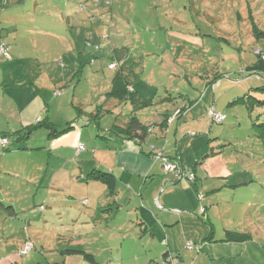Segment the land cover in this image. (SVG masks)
Segmentation results:
<instances>
[{
	"label": "rangeland",
	"instance_id": "1",
	"mask_svg": "<svg viewBox=\"0 0 264 264\" xmlns=\"http://www.w3.org/2000/svg\"><path fill=\"white\" fill-rule=\"evenodd\" d=\"M110 1L107 5L104 0L97 4L92 0H0V45L11 57L0 53V129L21 128L46 115L51 119L52 99L57 96L62 101V121L78 116L79 108L71 104L74 97L83 103L82 111H92L117 72L109 64L119 59L129 82L143 85L137 86L139 95L155 96L158 102L168 92L186 93L196 100L192 111L196 121L187 119L179 126L177 141L183 140L182 151L212 138L219 159L264 183V142L254 134L264 138L260 130L264 123V0ZM66 64L70 70L57 84L62 73L59 66ZM213 66L220 73L214 83L217 90L229 86L227 94L240 97L248 92L250 109L241 103L227 105L226 98L217 91L214 97L211 89L209 105L200 103L204 88H211V78L204 75ZM19 101L39 118L16 114ZM216 101V111L226 116L222 124L212 123L208 113L206 119L204 109L215 108ZM130 109L126 103L115 113L121 112L120 119L129 121ZM106 122L103 115L100 123ZM84 128L93 135L101 131L93 122ZM49 133L42 125L26 141L10 139L9 150L0 148V200L15 208L13 213L0 206V264H92L79 254L65 252L81 249L80 242H98L85 246L97 249L98 263L107 258L113 263L128 253L119 242H157L146 235L133 238L130 222L114 228V221L135 218L130 210L106 216L108 224L82 223L88 207L82 204L85 195L78 194V184L62 177L65 170L51 181L66 149L59 153L61 148L51 145ZM92 151L85 147L73 160L90 161ZM169 162L174 165L173 159ZM25 242L33 247L20 255Z\"/></svg>",
	"mask_w": 264,
	"mask_h": 264
},
{
	"label": "crops",
	"instance_id": "2",
	"mask_svg": "<svg viewBox=\"0 0 264 264\" xmlns=\"http://www.w3.org/2000/svg\"><path fill=\"white\" fill-rule=\"evenodd\" d=\"M69 19L68 16L67 20ZM9 48L11 50L13 46ZM124 66L125 64L120 61L116 67L127 86V96L106 102L103 113L98 118V125L96 124L101 131H96V135L91 134L84 127L88 126L89 114L95 112L96 108L103 103L106 92L102 95V103L95 104L90 112L82 111L83 103L74 97L71 104L79 108L80 112L73 120L66 117L64 119L66 124L60 118L64 116V112L61 111L62 101L58 100L57 96L52 99L55 104L54 116L51 115V119H48L47 115L45 117L59 129L67 124L72 126L71 129L51 137V145L61 148L59 153L64 154L62 149H66L62 164L60 160V165L53 168L51 181L55 179L57 173L65 170L62 177L65 180V177H68L71 184L73 182L78 184L80 189L78 194L85 195L83 199L87 200L86 207H88L84 213L86 221L82 223L89 224L91 221L94 225L107 223L106 216H120L124 211L130 210L135 218L114 221V228L119 229L131 223L133 238H142L146 235L149 240L157 241L119 242L120 249L125 248L128 253L120 260L115 259L113 263L108 262L110 258H107L98 264H161L167 252L178 253L180 264H264V225L262 224L264 183H261L254 175H243L245 170L241 173L233 169L232 162L227 163L219 159L217 154L220 151L214 148L212 138L207 142L203 141L198 147L191 144L188 149L182 151L183 140L179 143L177 141L179 126L185 124L187 119L196 121L192 113L196 100L181 116H176L163 125L165 118L171 115L176 107L190 99L186 93L182 97L181 93H166V90H164L166 95L157 98L158 102L153 99L155 96L150 99L139 95L137 86L143 88V85L129 82V75L124 74ZM59 67L62 73L59 74L57 84H61L70 70L67 64L63 66L64 68ZM211 68L205 74L210 73ZM140 82L142 81H138ZM228 87L223 86L218 90L216 86H213V89L205 87L200 103H204L205 107L209 105V89H211L214 97L216 91L219 92L220 97L224 96L228 105V102L238 96L227 94L231 91H227ZM126 103L131 104L127 117L131 119L134 116L142 125L149 126L138 141L128 136L115 134L108 136V129L114 123L125 126L130 121V119L129 121L121 120V112L115 113L117 108ZM214 106L217 110V101ZM204 110L207 119L208 110L207 112L206 109ZM33 112L23 106L21 101L15 111L20 116L27 117L30 114L29 117L39 118V114ZM61 112L62 116H59ZM103 115L107 117L106 123H100ZM26 126L28 125L9 131H17ZM207 132L209 133V130ZM101 133H107L106 136L109 138L106 140L97 137V134ZM138 134L140 135L141 131H138ZM182 135L185 136L186 133ZM79 144L84 150L85 147L93 149V159L73 160L83 154L82 150V153L77 152ZM151 146L162 148L165 156L173 159L174 162L193 167L195 180L187 182L185 179L176 178L174 172H164L161 162L152 157ZM97 153L101 157L96 156ZM92 169L108 171L114 175L116 180L114 194L107 193V190L99 184L100 182L85 181L86 174ZM91 184L93 188L90 187ZM56 201L57 199H54L52 203ZM201 208H204L202 212ZM105 229L110 230V227L106 226ZM136 229L139 230L138 233ZM226 231L245 234L247 237L234 241L225 240ZM94 243L98 242H80V245L83 248L81 250L90 253L95 259L98 256L97 249L85 246V244ZM187 243H192L195 247L187 248Z\"/></svg>",
	"mask_w": 264,
	"mask_h": 264
},
{
	"label": "trees",
	"instance_id": "3",
	"mask_svg": "<svg viewBox=\"0 0 264 264\" xmlns=\"http://www.w3.org/2000/svg\"><path fill=\"white\" fill-rule=\"evenodd\" d=\"M92 1H95L96 4L98 1H101V0H92ZM110 0H104V3H106L107 5L110 4ZM260 34H263L262 32H260ZM255 52L258 54V55H261V51L256 49ZM9 54V53H8ZM5 57V56H4ZM6 59H10V54H9V57H5ZM115 63V66L111 69H116L117 65H118V61H114ZM82 66V64H81ZM215 66L213 68H211L210 70V73L206 74V77L208 78H211L210 81L208 79V84L211 85V88L213 89L212 86H215V81L220 79L218 78L219 77V74L217 71H215ZM80 72V70H79ZM127 86L125 85L124 81H123V76L121 74V72H116V74H114V76L112 77V83H111V88L108 92H106L104 94V101L102 104H100L97 108H96V111L93 112V113H90L89 114V120L87 123L89 122H94L95 124L98 125V118L100 117V115L102 114L103 110H104V107L106 105V102L110 99H122L123 97H126L127 96ZM178 95H181V94H178ZM182 97H183V94H182ZM247 97H250V94L247 93H244L242 97L240 96H237L235 97L234 99H232L230 102H228V105H231V104H236V103H241V104H245L246 107L248 109L251 108L250 104L248 105L246 102V98ZM194 103V101H186L185 103H183L181 106L179 107H176L173 111V113L178 110V113L174 115V117L176 116H181L192 104ZM78 110V109H77ZM80 112V111H79ZM173 113L169 116H167L165 118V120L163 121V125L166 124V122H168V119L173 115ZM208 114L210 115L211 117V122L212 123H217V124H222L224 122V120L226 119V116L225 114H223L222 112H217L215 108H210L209 111H208ZM214 114H220L222 116L221 119H215L213 118V115ZM169 123V122H168ZM45 126L46 128H48L50 130V133L49 135L51 137H55L59 134H61L62 132H65L69 129L72 128L71 125L67 124L65 127H62V128H58L56 127L54 124H52L47 118H44L40 121H37L36 123L32 124V125H28L26 127H24L23 129H20V130H17V131H9V130H0V139H6V143L4 145H0V148H3V150H9V147H8V142H9V139L11 140H14L15 141H18V140H21V141H26L27 138H28V135L30 134V132L39 127V126ZM257 125H260V124H256L255 126ZM260 126H262V129H260L262 131V134H264V123H262ZM148 127L149 126H144L142 125L138 119L136 117H132L130 119V121L128 123H126L125 126H120L116 123H114L109 129H108V136L109 134H115V135H118V136H128V137H131L132 139L138 141L141 139L142 137V134L148 130ZM253 130H255L254 127H252ZM138 131H141V134L139 135L138 134ZM254 134H256V136L258 137L259 140H262L264 142V138H259L260 134L257 132L254 131ZM108 136H103V135H100V134H97V137L99 138H102V139H108L109 137ZM264 136V135H263ZM79 146H81V149H79ZM77 147V152L78 151H81L83 146L82 145H79ZM151 153H152V150H151ZM153 157V156H152ZM169 159V158H168ZM178 159V158H177ZM192 170H193V167H190ZM88 180L89 182L90 181H97V182H100L102 184V187L104 188V190H107V193L109 194H114L116 191V180H115V177L112 173L108 172V171H104V170H100V169H92L91 171H89L87 174H86V179L85 181ZM82 204H84L85 206L87 205V200L86 199H83L82 200ZM0 206L7 210H9L10 212H13L15 213L14 211V207L13 205H8L7 207L3 204V202L0 200ZM247 236L245 234H240V233H237V232H234V231H226L225 233V240H241V239H245ZM27 244H30L28 242H25L24 246L20 249L22 250L25 245ZM31 245V244H30ZM32 245H31V249H32ZM31 249H29L28 252L31 251ZM19 250V252H20ZM28 252L24 253V254H27ZM65 252H69V253H73V254H79L83 257L84 260L92 263V264H98V262L95 261V259L93 258V256L90 254V253H87L86 251L84 250H81V249H65ZM24 254H20V255H24ZM170 254V252H167L166 254H164L163 256V259H162V262L161 264H164V260H166V257L167 255ZM178 255V257L180 258V255L178 253H175ZM180 264V262H179Z\"/></svg>",
	"mask_w": 264,
	"mask_h": 264
},
{
	"label": "built area",
	"instance_id": "4",
	"mask_svg": "<svg viewBox=\"0 0 264 264\" xmlns=\"http://www.w3.org/2000/svg\"><path fill=\"white\" fill-rule=\"evenodd\" d=\"M0 53L4 55L5 57H9V54L7 50L5 49V46L3 44L0 45ZM115 66V63H110L109 68H113ZM178 113V110H176L173 115L168 119V122H170L174 115ZM213 118L215 119H221L222 116L220 114H214ZM6 143V139H0V145H4ZM79 149H81V146H79ZM152 150V156L155 160H160L162 163V167L164 172H174L176 178L178 179H186L188 181L195 180V173L190 167H187L185 165H182L179 162H174V165L169 162V159L164 155L162 148H155L154 146H151ZM204 210V208H201V212ZM187 248H194L195 246L192 243L186 244ZM199 249V247H196ZM31 249V245L27 244L25 247L20 250L19 254H24ZM180 258L175 253H170L167 255L166 260H164V264H179Z\"/></svg>",
	"mask_w": 264,
	"mask_h": 264
},
{
	"label": "clouds",
	"instance_id": "5",
	"mask_svg": "<svg viewBox=\"0 0 264 264\" xmlns=\"http://www.w3.org/2000/svg\"><path fill=\"white\" fill-rule=\"evenodd\" d=\"M165 155V154H164ZM182 164V163H181ZM182 165H184V164H182ZM186 166V165H185ZM187 167H189V166H187ZM193 172H194V170H193ZM195 178H196V176H195ZM186 180V179H185ZM188 181V180H187ZM194 181V180H193ZM193 181H190V182H193Z\"/></svg>",
	"mask_w": 264,
	"mask_h": 264
}]
</instances>
